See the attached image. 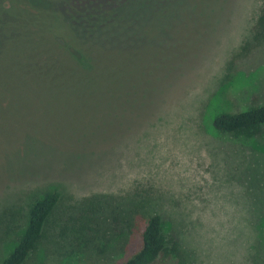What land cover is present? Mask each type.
Instances as JSON below:
<instances>
[{
  "label": "rangeland",
  "instance_id": "rangeland-1",
  "mask_svg": "<svg viewBox=\"0 0 264 264\" xmlns=\"http://www.w3.org/2000/svg\"><path fill=\"white\" fill-rule=\"evenodd\" d=\"M25 1L65 10L91 0ZM151 1L138 19L197 23L186 25L199 27L197 36H162L156 52L166 61L152 71L139 61L151 53L150 36L137 35L139 26L134 33L127 18L95 54L118 92L76 105L37 103L109 120L93 147L74 151L26 135L0 158V260L22 234L32 202L50 190L59 201L25 264H119L140 248L153 213L175 250L152 264L264 260V125L247 139L212 126L217 113L264 103V0H182L184 10L177 0ZM81 222L89 239L64 238Z\"/></svg>",
  "mask_w": 264,
  "mask_h": 264
},
{
  "label": "trees",
  "instance_id": "trees-1",
  "mask_svg": "<svg viewBox=\"0 0 264 264\" xmlns=\"http://www.w3.org/2000/svg\"><path fill=\"white\" fill-rule=\"evenodd\" d=\"M181 1L177 0V9L184 10ZM88 2L79 7L74 6L75 1L68 2L62 10L59 6L36 7L25 0H0L1 159L26 135L39 137L35 138L54 146L71 147L74 151L87 145L93 147L101 141L100 130L103 122L109 120L108 114L95 115L81 109L40 110L37 103L69 100L76 105L86 99L118 92L121 86L108 69L100 67L95 54L127 18L134 21L131 26L134 33L139 26L137 35L150 36L151 53L143 55L139 61L141 68L152 71L156 70V62L166 61L156 52L157 43L163 44L162 36H186L187 33L197 36L199 27L186 25L200 26L186 24L179 18L172 23L159 22L154 17L138 19L145 10L142 6L154 7L150 6V0H127L122 4L118 0ZM135 10L136 15L132 16ZM263 28L264 13L258 20V32ZM99 34H104L105 38ZM135 73L128 74L133 76L132 81ZM262 125L264 103L250 105L242 111L220 112L212 119L216 131L246 139L253 137ZM59 198L57 190H50L32 202L22 234L0 264H25L43 237ZM88 229L89 226L81 222L76 230L65 231L63 236L86 241ZM174 250V245L165 237L162 216L153 213L147 217L141 233L140 248L119 264H152L163 255L173 254ZM259 261L264 264V260Z\"/></svg>",
  "mask_w": 264,
  "mask_h": 264
}]
</instances>
